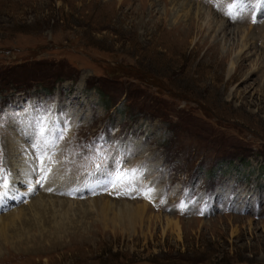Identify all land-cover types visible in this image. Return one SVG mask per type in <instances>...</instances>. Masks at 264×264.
Segmentation results:
<instances>
[{"label":"rangeland","instance_id":"1","mask_svg":"<svg viewBox=\"0 0 264 264\" xmlns=\"http://www.w3.org/2000/svg\"><path fill=\"white\" fill-rule=\"evenodd\" d=\"M216 3L0 0V149L10 185L17 170L4 146L20 143L17 128L37 132L30 114L42 107L66 129L54 171L70 177L104 153L108 170L142 168L155 189L151 200L132 188L73 200L69 228L0 241V264H264V8L256 23L250 14L233 22ZM203 13H214L211 27ZM244 31L254 39L241 52ZM45 192L56 210L70 198ZM43 196L39 188L15 199L0 216ZM97 199H110L105 218L91 209ZM125 204L144 208L142 218L126 223Z\"/></svg>","mask_w":264,"mask_h":264},{"label":"bare ground","instance_id":"2","mask_svg":"<svg viewBox=\"0 0 264 264\" xmlns=\"http://www.w3.org/2000/svg\"><path fill=\"white\" fill-rule=\"evenodd\" d=\"M186 3L187 4L182 3L181 7H186L187 5H190L189 2H186ZM202 10H201V7H198L197 12H196L197 17H199L202 14ZM211 14H214V13H211ZM211 14L203 13V15H205L207 17V19H209V21L207 23L209 25V27H211L214 23L212 21L213 19H212ZM218 28L223 30L222 32L225 31L224 25H223V28H220V27H218ZM250 35L251 34H249V32L244 31V36H242V40H241L242 41L241 52L245 51V49H247L248 45H249V47L252 46V44H253L252 39H254V38L248 39ZM234 66H235V63L233 64V67ZM26 120L28 123L29 120L28 119H26ZM26 120H24V121L26 122ZM22 125H26V124L23 123ZM15 132L17 135L20 134V137H19L21 140L20 143L16 142V145H15L14 142L10 140L5 144L4 151H6V153H7L6 162L9 165H11V168L13 169V173L15 172V170H17V172H15L13 175V177H14L13 181L14 182L12 183V185H14L21 192V190H23L22 189L23 185H26L28 187V185L23 182L25 179L23 173L30 166V163L26 164V161L31 162L34 155L36 154L35 150L33 149V142H34V139H38V130H37V132L33 131L34 134L31 135L30 132L28 131V128L25 130V126H22V127H20V129L19 128L15 129ZM31 137H32V140L30 141L31 142V144H30V142L28 141V138H31ZM46 137L48 138L47 135H46ZM19 145H23V147L21 148V146H19ZM54 153L50 151L49 154L52 155ZM55 158H56V156H55ZM53 159H54V157H53ZM19 161L21 162V164H15L16 162H19ZM16 165L19 166V169L14 168V166H16ZM51 165L55 166L54 163H51ZM56 168L53 167L52 170L56 169ZM72 168H73V171H75V168L74 167H72ZM59 169L60 168H58V170H56V171L53 170L54 171L53 174H54L55 178L50 179L47 183H44L43 186L35 183V180H36L35 175L30 177L31 180L33 181L32 186L34 188V191H29L26 189V192H23V191L22 192L24 194H27V197L30 199V196L32 194L35 195V193L38 192V189L40 188V190H43L44 196L40 197L36 200L34 199L33 203L30 204L31 206L29 207V209H26V210L24 209L22 211L21 210L20 211H14V212L9 213V214L7 213L6 215H4L2 217L0 216V241H3L4 244H7L9 242L8 241L9 237L13 236V237H17V238L21 239L23 237V234L29 235L34 230L46 231L48 229V227H52L53 231L59 233V231L64 230L65 228H67V226H68V228L70 227L69 221L64 222L63 220L64 219L68 220L70 210L73 207L72 204L75 203V202H73V200H78V199L70 197V198H67L64 203H61L62 205L56 204L57 207L58 206L60 207L59 210H56V208L53 209L51 207H47L48 204L45 201V199L47 197L50 198V196H51V195H47L48 192H45V190H48L50 194L54 193V195L57 194V196H58V195H60V193H59L60 191L68 190V187H72L76 183L72 174H71L72 178H71V176L68 177L65 175L66 173L63 175L61 173L62 171ZM102 178H104V177H102ZM49 189H51V190H49ZM116 189L119 190L120 187L117 186ZM28 192H32V193H30V195H29ZM92 193H94V192H92ZM66 197L67 196H65V197L62 196V198H66ZM18 199L19 198H17L16 200H18ZM12 200L15 201V199H12ZM109 200L110 199H108V201L105 199L103 201L98 200V199L94 200V201H92L93 205L91 206V209H92V207H95L96 209L99 210L98 215L103 216L105 218L108 215V213L110 212V209L106 208L104 205H105V202L110 204ZM11 202L12 201L5 200L3 203L5 204V207H6L7 205L10 206ZM75 204H79V203H75ZM119 209L121 212L120 217L126 223H129V224L134 222L136 219L142 218V216L144 214L143 213L144 208L141 209V207H140V209L135 210L133 206L125 204L124 206H119ZM27 210L29 211V214L26 213ZM87 215H89L88 209L84 210L83 213L80 214V216H82V218L87 217ZM70 218H69V220H70ZM71 219L73 220V218H71ZM19 221H20V224H19V226H17L16 222H19Z\"/></svg>","mask_w":264,"mask_h":264},{"label":"snow or ice","instance_id":"3","mask_svg":"<svg viewBox=\"0 0 264 264\" xmlns=\"http://www.w3.org/2000/svg\"><path fill=\"white\" fill-rule=\"evenodd\" d=\"M217 10H222L223 14L226 15L230 20L236 22L238 20L245 19L249 14H251V22H257V9L264 8V0H231L229 3L221 4L219 0L215 4ZM46 129L40 128L38 132V139H34L33 149L35 150V155L31 162L26 161V164L30 163L28 169L23 173L25 179L24 183L28 185L29 191H34L33 181L31 176L35 175V183L43 186L50 179H54L53 170L48 165L51 163H56L53 159V155L49 152H55L57 144L63 139L66 129L61 130L59 135L54 140H49L45 135ZM102 163L95 164V169L102 172V174L107 177L109 185L112 187H122V188H132V190L137 191L143 189L142 195L144 198L151 200L155 192L154 188L147 187L143 184V172L142 168L135 169H124L122 163L119 164L113 170H108L106 168L107 160L110 159L106 154L101 153ZM114 164L117 163L115 158H112ZM3 150L0 149V203H3L6 198L11 197L12 199H17L24 195L21 193L14 185H10L9 177L11 172L3 167ZM138 185L139 187H135ZM51 190V189H49ZM184 205H181L183 208Z\"/></svg>","mask_w":264,"mask_h":264}]
</instances>
